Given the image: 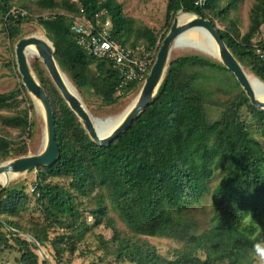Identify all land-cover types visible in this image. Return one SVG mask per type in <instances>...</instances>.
<instances>
[{
    "label": "trees",
    "instance_id": "trees-1",
    "mask_svg": "<svg viewBox=\"0 0 264 264\" xmlns=\"http://www.w3.org/2000/svg\"><path fill=\"white\" fill-rule=\"evenodd\" d=\"M223 1L226 3L224 7L221 6ZM254 1L248 33L241 39L239 32L221 31V34L238 61L264 82V54H257L253 48V40L264 26V0ZM243 2L207 0L204 8H198L195 0H170L167 21H171L181 9H186L215 25L211 16L227 19L229 13L238 10ZM9 3L10 0H0V11L4 30L9 38L14 39L19 34V27L33 16L26 6L15 8L18 13L13 14ZM37 6L46 12L59 11L37 21L53 42L62 71L70 73L72 84L78 90L93 88L102 96L106 106L115 105L141 90V85L132 86L124 98L118 96L119 79L111 64L90 58L72 40L71 16L79 15L81 8L90 19L107 10L114 26L113 37L121 45L156 48L158 38L150 31L145 36L147 43L140 44L138 37L131 42L135 20L125 16L123 6L117 0H65L63 4L55 0H39ZM213 61L201 56L176 59L151 106L108 148L91 141L54 83L38 69V80L54 110L60 159L53 166L37 170L35 194L45 225L37 223L27 233L42 248L51 246L59 263L66 254L74 255L86 235L105 223L114 233L110 242L114 245L112 255L120 263H255L253 245L264 241V114L253 108L240 90L231 112L215 122L208 119L206 94L194 72L198 69L221 70L235 81L230 72ZM93 66L97 75L91 77ZM236 85L240 88L237 82ZM21 94L19 90L0 94V108H12ZM244 106L252 116L251 121L242 116ZM4 124L24 131L32 128L27 113L5 118ZM251 127L256 129L263 142L251 133ZM12 145L0 136V152L4 158L26 154V150H15ZM217 172L223 175L212 192L213 221L248 218L260 228L256 234L218 226L201 235L190 236L184 248L177 250L173 261L164 259L153 245L138 238H163L180 228L185 213L200 206L209 194ZM53 179H69L70 184L68 188L55 186L51 183ZM0 191V218H19L26 210L28 195L17 190H3L2 186ZM96 191L107 193L113 210L133 234L132 238L122 236L108 218V209L100 194L96 208L90 212L94 223L87 224L77 200ZM7 226L23 231L18 223L0 220V230ZM52 227L71 234L50 239ZM0 242L7 247L13 243L21 253L20 264H39L38 248L28 240L7 229L6 234H0Z\"/></svg>",
    "mask_w": 264,
    "mask_h": 264
},
{
    "label": "rangeland",
    "instance_id": "rangeland-1",
    "mask_svg": "<svg viewBox=\"0 0 264 264\" xmlns=\"http://www.w3.org/2000/svg\"><path fill=\"white\" fill-rule=\"evenodd\" d=\"M38 1L39 0H10L9 4L12 10L26 6L33 16V18L27 20L19 27V34L14 39L9 38L7 32L4 30L5 23L0 11V94H9L16 90L22 92L21 96L12 108H0V136L5 137L7 140L12 142L13 145L11 148L15 150H26L25 155H12L8 158H4L3 153L0 152V165L22 157L39 155L44 151L46 146V122L41 109L40 111L38 110V107L40 108L41 105H39L40 103L37 102V107L33 98L23 86L22 77L18 71L15 53L18 42L23 38L34 36L42 39L44 38L46 41L49 39L47 31L39 24L37 19L40 17L49 18L51 15L59 13V11H55L54 13L43 11L37 6ZM55 1L58 4H63L65 0ZM117 1L123 6L125 16L135 20L134 34L131 38V42H134V40L138 37L140 39V44L147 43L145 36L147 31H150L158 38L156 47L160 49L163 40L168 35L173 22L178 15L176 14L171 21H167V9L170 0ZM254 4V0H244V2L239 6L238 10L229 13L227 19L215 18L213 16L211 17L213 18L215 25L219 30L223 32H239L241 39L249 31L250 15ZM221 6H226L225 1L221 3ZM182 15L183 14H180L179 18ZM196 38L197 37H194L193 32L189 34V39L195 40ZM253 48L257 54H264V26L261 28L260 33L253 40ZM188 49L191 50L184 52L183 50L180 52L174 51L169 62V67L176 59L180 57L201 56L192 51L194 50L195 52L200 53L198 50H195L196 48L191 46L188 47ZM28 61L36 76L39 72L38 69H40L44 77L51 80L49 73L43 64V61L38 56L30 55L28 57ZM213 62L222 66L218 60H214ZM244 70L245 73L252 77L256 82H259L255 78V75L248 68L244 67ZM63 72V76L66 77H64L66 81L71 83L72 86L76 87V85H73L74 81L72 80L70 73L66 70H63ZM95 74L96 68L93 66L90 76H95ZM194 74L199 77L200 87L206 94L205 109L208 119L211 122H215L220 120L224 114L231 112L234 107V103L238 99L240 90L243 91L240 85V88L237 87L236 79L234 81L228 73L221 70L213 71L210 69H198L194 72ZM76 89L78 90L77 87ZM78 92L93 116L100 119L114 117V121L119 122L137 102L140 90L133 92L127 98L118 101L112 106H106L102 96L98 95L91 87L83 88L82 90H78ZM25 113H27L29 116V121L32 124L31 131H24L19 128L8 127L4 124L5 118L23 116ZM242 116L246 121L252 120V116L250 115L246 106L242 107ZM95 121L103 125L100 120L95 119ZM113 124L108 126H112ZM251 133L258 140L263 142L255 128L251 127ZM222 175L223 174L221 172L215 173L210 184L209 194L206 195L200 206L195 207L194 209H191L185 213L182 218L180 228L174 232L168 233V235L163 238H138L141 241H148L151 245H153L164 259L173 261L176 259L177 250L184 248V245L190 236L201 235L206 231L217 228L218 226L232 227L239 230L240 232H246L245 234H256L260 228L250 222L248 218L241 220L228 219L221 222L213 221L214 212L212 207V192L220 182ZM37 176V171H35L18 176L11 180L7 189L21 191L28 195L29 199L26 203V210L19 218L1 217L0 220L2 222L8 220L18 223L23 231H18L7 226L8 228H5V230H0V234H6L8 229V231L17 234V236L28 240L27 236H31L27 233L29 229L33 228V226L37 223L45 225L44 218L37 205L38 196L35 194L37 191ZM51 183L55 186L68 188L70 180L53 179L51 180ZM98 194L104 197L105 206L108 209V218L113 221L119 233L124 237L132 238L133 234L122 222L118 213L113 210L106 192L100 193L99 191H96L86 198H80L77 200L78 203L81 204L79 210L84 216L87 224L91 226L94 223L90 216V212L96 208V204L99 200ZM62 234H71V232L55 227H52L49 230L50 239H54L56 236ZM113 237V231L105 223L101 227L87 234L85 239L78 245V251L74 255L66 254L63 257L61 263H59V261L56 259L51 246L42 248L48 259L46 261L38 250L36 253L40 258L39 264H44V262L46 264H131L128 262L120 263L116 257L112 255L114 245L110 244V242ZM102 242L106 243L107 245L102 244ZM9 246L7 247L2 245L0 242V264H20L21 253L16 247H13L14 245L12 242H10ZM218 264H228V261L219 262ZM254 264H259V258L256 255Z\"/></svg>",
    "mask_w": 264,
    "mask_h": 264
},
{
    "label": "water",
    "instance_id": "water-1",
    "mask_svg": "<svg viewBox=\"0 0 264 264\" xmlns=\"http://www.w3.org/2000/svg\"><path fill=\"white\" fill-rule=\"evenodd\" d=\"M185 13L193 16L192 22L181 25L178 16ZM176 16L173 25L162 42L158 51L157 59L152 67L151 73L140 90L137 104L126 115L123 122L111 133L104 134L94 125L95 118L92 117L90 110L82 98L71 90L63 78L62 69L56 59V48L49 40L48 43L34 36L21 39L16 46V61L18 71L22 77V83L29 95L37 105L41 107L38 110L43 113L46 122V146L42 153L35 156H27L15 159L0 165V177L5 176L6 181L0 184L3 190H6L14 176H22L37 171L39 168L55 165L60 159V147L57 142V130L55 124V115L49 96L38 80L36 74L31 68L26 51L30 46H36L39 52V58L43 61L49 76L60 92L62 98L79 119L83 129L91 141L97 146L108 148L122 135L127 133L135 121L151 106L159 94L161 86L165 80L169 69L171 56L178 48L181 37L192 30H205L216 42L220 51V63L236 79L237 83L246 94L253 108L264 114V101H261L254 91L242 64L224 41L221 30L217 28L210 20H206L186 9H181ZM61 69V70H60ZM264 83V82H263ZM101 120L103 124H109L114 121V117ZM28 241L33 243L39 250L44 260H48L40 244L31 236H27Z\"/></svg>",
    "mask_w": 264,
    "mask_h": 264
},
{
    "label": "built area",
    "instance_id": "built-area-1",
    "mask_svg": "<svg viewBox=\"0 0 264 264\" xmlns=\"http://www.w3.org/2000/svg\"><path fill=\"white\" fill-rule=\"evenodd\" d=\"M78 2V0H71ZM207 0H195V6L204 8ZM13 14L18 11L13 10ZM26 15V13H23ZM70 26L72 40L90 58L106 61L118 76L117 95L124 98L132 86L143 87L154 66L159 48L147 49L125 47L113 37L112 17L107 10L87 18L84 9L80 14L71 16Z\"/></svg>",
    "mask_w": 264,
    "mask_h": 264
},
{
    "label": "bare ground",
    "instance_id": "bare-ground-1",
    "mask_svg": "<svg viewBox=\"0 0 264 264\" xmlns=\"http://www.w3.org/2000/svg\"><path fill=\"white\" fill-rule=\"evenodd\" d=\"M183 14L180 18L178 16V20H179V23L181 25H185V24H188L190 22H192V20H194L195 18L191 15H188V14H185V13H181ZM193 32V35L194 37H197L195 40H192V39H189V34ZM38 38V37H36ZM45 42L48 43V40H44V38H39ZM193 47V48H196L195 50H198L200 53H197L195 52L194 50H192L194 53L198 54V55H201V56H204L210 60H218L220 61V51H219V48L216 44V42L214 41V39L208 34V32H206L205 30H192L190 31L189 33L187 34H184L181 39H180V42H179V45H178V48H176V50L174 51H177V52H180L183 50L184 51H187V50H191V49H188V47ZM26 55H27V58L30 56V55H36L39 57V52H38V49L36 46H30L28 48V50L26 51ZM243 66V65H242ZM61 70V69H60ZM62 71V70H61ZM62 74L64 75L63 71H62ZM254 91L256 92L258 98L261 100V101H264V83L258 78L255 76V78L257 79V81L259 82H256L252 77H250L247 73H246ZM65 76H63L64 78ZM66 78V77H65ZM64 78V80L66 81V79ZM66 84L68 85V87L75 91L79 96V92L77 91V89L71 85V83H68L66 81ZM81 97V96H80ZM82 98V97H81ZM138 98H139V94H138ZM83 100V99H82ZM138 102V100H137ZM137 102L135 103V105L137 104ZM40 105V104H39ZM134 105V106H135ZM134 106L128 111V113L134 108ZM127 113V114H128ZM126 114V115H127ZM92 115V114H91ZM126 115L119 121V122H110L109 124H103L100 120V122L103 124V125H106V126H103L101 125L99 122L97 121H94V125L98 128V130L102 133H104L105 135L108 134V133H111L113 132L122 122L123 120L125 119ZM93 118L95 119H100V118H96L95 116L92 115ZM114 123V124H113ZM113 124L112 126H108V125H111ZM17 176H14V178H16ZM12 179V180H13ZM6 181V177L5 176H1L0 177V184H4Z\"/></svg>",
    "mask_w": 264,
    "mask_h": 264
},
{
    "label": "clouds",
    "instance_id": "clouds-1",
    "mask_svg": "<svg viewBox=\"0 0 264 264\" xmlns=\"http://www.w3.org/2000/svg\"><path fill=\"white\" fill-rule=\"evenodd\" d=\"M255 255L259 258V264H264V241H258L253 245Z\"/></svg>",
    "mask_w": 264,
    "mask_h": 264
}]
</instances>
